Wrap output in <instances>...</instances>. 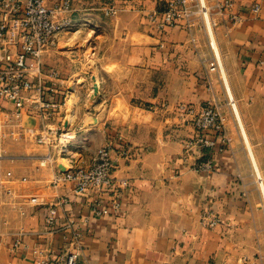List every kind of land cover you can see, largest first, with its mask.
<instances>
[{"label":"crops","instance_id":"0c3cea01","mask_svg":"<svg viewBox=\"0 0 264 264\" xmlns=\"http://www.w3.org/2000/svg\"><path fill=\"white\" fill-rule=\"evenodd\" d=\"M255 1L262 3L259 12L252 10ZM234 2L236 19L212 13L226 81L209 68L213 48L204 27L190 30L182 19L163 29L151 19L166 0H71L68 17L75 24L91 21L86 34L93 58L81 61L98 68V96L110 99V107L98 121L72 108L71 152L47 166L39 158L49 147L29 136L40 124L36 117L24 116L32 130L25 129L22 138L4 135L9 126L0 127V192L13 190L0 201V264H41V248L61 252L68 233L61 226L69 217L83 226L81 264H264V187L254 166L264 174V0ZM113 3L118 14H103ZM59 74L61 87L70 91L71 76ZM83 76L90 88L92 71ZM180 102L196 109L217 104L224 112L231 140L219 137L223 149L201 155L213 158L212 170L192 168L197 154L183 157L196 128L193 114L178 109ZM108 140L129 145L115 172L132 185L122 194L119 212L97 217L89 198L50 181L64 159L68 167L89 164ZM65 194L70 199L59 205L58 227L52 229L45 224L48 204ZM33 196L38 203L30 201ZM209 207L222 218L213 227L200 222L201 211Z\"/></svg>","mask_w":264,"mask_h":264},{"label":"built area","instance_id":"2783aa9c","mask_svg":"<svg viewBox=\"0 0 264 264\" xmlns=\"http://www.w3.org/2000/svg\"><path fill=\"white\" fill-rule=\"evenodd\" d=\"M234 0H166V6L160 11L151 13V19L160 28L184 23L190 30L196 26L204 27L213 48L209 68L223 75L222 57L214 46L213 27L218 21L212 17L214 11L221 14H233ZM261 1H255L252 10L259 12ZM72 11L71 0H61L53 6L44 0H0V127L9 126L4 135L22 138L27 128L24 116L36 117L40 124L34 129V140L49 147L40 156V165L54 163L58 155L68 150V145L76 134L71 129L64 130L62 112L67 101V89L61 87L59 70L55 67L45 68L43 53L49 44H53L57 36L75 23L68 17ZM115 6L107 12H116ZM224 76V75H223ZM228 103L237 116L236 100L227 86ZM64 86V85H63ZM62 88V89H61ZM178 109L193 114L196 134L186 141L184 158H194L192 168L196 170H212L213 158H202L206 151L223 149L218 140L230 141L224 112L217 104H202L198 109L185 102L178 103ZM65 111V110H64ZM5 118V119H4ZM4 119V121L2 120ZM2 120V121H1ZM59 125H56V123ZM196 149H195V148ZM201 152V153H200ZM203 152V153H202ZM130 147L125 142L108 140L100 145L91 161L86 165L60 168L54 172L50 183L56 187H69L70 192L89 198L94 216L102 217L122 209V194L131 188V179L116 174V166L120 157L129 155ZM8 175L13 176L9 171ZM22 180L27 177L23 176ZM12 188L7 187L0 192V201L12 195ZM69 195L61 196L56 202L48 204L45 224L56 229L58 227V207L69 201ZM38 203V197L30 199ZM88 217L83 218L87 221ZM222 221L221 216L211 207L204 208L200 214V222L213 227ZM68 230L65 235L63 250L54 253L49 248L38 250V261L41 264H81L79 256L83 250L84 230L76 217H69L64 225Z\"/></svg>","mask_w":264,"mask_h":264},{"label":"rangeland","instance_id":"374dc122","mask_svg":"<svg viewBox=\"0 0 264 264\" xmlns=\"http://www.w3.org/2000/svg\"><path fill=\"white\" fill-rule=\"evenodd\" d=\"M95 4L98 5V2H95L94 6ZM106 6H115V9H117V11L107 12V9L109 8L108 7L107 9L103 10V14H118V8L114 3ZM92 10L98 11L99 9L94 8ZM96 14L100 13L96 12ZM89 29H91V21L85 20L84 22L74 24L72 27L63 30L57 36L55 42L53 44H49L43 53V59L47 66L55 67L62 72H66L69 77L71 76V80L68 81L70 91L67 90V93H70V95L67 97V103L65 105L68 111V117L64 119L63 125L64 130L71 129V134L76 133V130H74V128L70 127V124H68L70 118L72 117V115L70 114L72 108L73 110L76 108L79 112H83V115L86 114L87 117L88 115H90L88 118H90L91 120L98 121L99 113L103 110L108 109L111 102L110 99L103 100L98 96L100 88L97 79L98 68L92 64L91 66H83V63L81 61L84 57L88 58L89 60L93 58L92 48L88 44L90 36H87L86 34ZM213 42L214 46L217 49L218 43L216 42L215 35ZM90 70L92 71L93 78L91 86L90 88H88L86 84H83V81L85 79L83 75L90 74ZM223 75L226 81H228V76L225 70L223 71ZM67 147L68 150H66L64 154L58 155V158L70 154V149H72L73 146L69 144ZM78 147L81 148L82 146ZM63 162L64 163L61 165V168L69 166L65 159ZM254 166L256 170L257 183L264 187V174L261 171L262 169L258 164H255Z\"/></svg>","mask_w":264,"mask_h":264}]
</instances>
